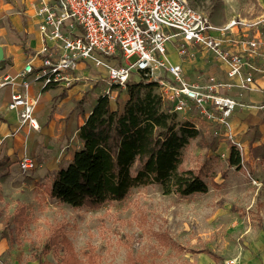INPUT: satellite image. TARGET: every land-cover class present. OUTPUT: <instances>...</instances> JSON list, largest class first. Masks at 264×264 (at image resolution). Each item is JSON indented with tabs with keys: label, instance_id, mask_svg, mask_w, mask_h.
<instances>
[{
	"label": "rangeland",
	"instance_id": "obj_1",
	"mask_svg": "<svg viewBox=\"0 0 264 264\" xmlns=\"http://www.w3.org/2000/svg\"><path fill=\"white\" fill-rule=\"evenodd\" d=\"M40 1L0 0V44L5 51L0 69L13 49L29 57L41 48ZM190 1L218 25L239 13L252 23L251 29L264 30V0ZM39 35L37 49L30 44ZM170 57L181 61L176 48ZM217 62L200 50L196 58L184 61L185 75L190 80L201 77ZM80 63L86 65L78 72L80 80L70 87L51 88L45 104L40 99L35 114L42 128H21L26 131L24 144L32 140L23 154L34 156L37 167L26 172L18 159L0 160V231L4 229L10 242L7 255L22 264H208L213 253L219 264L241 261L244 246L255 235L250 227L264 216V141L257 131L246 145L235 132L233 138L223 135L216 122L194 108L178 111L181 121L194 120L200 131L184 147L181 168L200 171L209 185L207 192L164 193L154 182L131 187L122 200L81 207L49 194L54 172L81 147L79 126L98 97L111 89L112 106L119 110L128 98L127 86L110 85L106 65L96 66L93 59ZM1 76L0 71L3 81ZM131 76L129 82L142 77L137 70ZM7 85H0V107L7 104ZM234 87L237 84L230 88ZM238 88L243 96L252 91ZM255 139L261 142L254 145ZM232 145L240 148L241 167L228 161Z\"/></svg>",
	"mask_w": 264,
	"mask_h": 264
},
{
	"label": "built area",
	"instance_id": "obj_2",
	"mask_svg": "<svg viewBox=\"0 0 264 264\" xmlns=\"http://www.w3.org/2000/svg\"><path fill=\"white\" fill-rule=\"evenodd\" d=\"M37 11L43 18V44L37 52L42 55L41 63L35 66L33 60L26 62L17 74L26 90H15L8 102L10 109L18 111L20 127L41 129L35 114L40 94L28 93L31 84L39 82L41 91L50 85L70 87L80 80L76 70L82 59H93L96 66L106 65L111 86L126 87L132 71L137 70L142 75L139 80L157 82L163 102L172 110L194 108L231 138V117L242 103L222 93V88L237 84L260 90L253 84L258 69L253 56L261 54L263 41L234 39L235 29L252 26L239 13L218 25L190 0H41ZM238 40L243 50L233 46ZM175 48L180 62L170 57ZM200 50L227 66L229 81L213 73L193 80L186 77L184 61L196 58ZM234 79L239 81L234 83ZM9 81L7 75L0 85ZM104 94L114 97L111 89ZM18 164L26 172L38 165L27 153ZM226 263L235 264V259Z\"/></svg>",
	"mask_w": 264,
	"mask_h": 264
},
{
	"label": "trees",
	"instance_id": "obj_3",
	"mask_svg": "<svg viewBox=\"0 0 264 264\" xmlns=\"http://www.w3.org/2000/svg\"><path fill=\"white\" fill-rule=\"evenodd\" d=\"M157 87V82L144 79L128 82V98L120 110L107 94L98 97L79 126L81 147L52 176V197L81 207L122 200L131 187L154 182L164 193L183 196L209 190L200 171L181 168L183 149L199 129L189 120L181 121ZM228 161L241 167L236 145L231 146Z\"/></svg>",
	"mask_w": 264,
	"mask_h": 264
},
{
	"label": "crops",
	"instance_id": "obj_4",
	"mask_svg": "<svg viewBox=\"0 0 264 264\" xmlns=\"http://www.w3.org/2000/svg\"><path fill=\"white\" fill-rule=\"evenodd\" d=\"M233 37L234 39L236 38L239 40L258 38L263 41L261 54L253 56V62L258 68L253 76V84L259 87L260 90H252L251 92H248L247 94H245V96H243V94L239 91L238 85L233 89L228 87H225L224 89L222 88L226 94L235 97L242 103V105H238V108L236 106L235 110L233 111L231 124L235 134L239 136L246 145L249 144L252 137L256 135V131L261 134L260 138H262V140L264 141V30H255V28L251 29L248 27H243L239 28V30L235 29ZM238 41L235 42L233 46L236 45V49L243 50V45L240 41ZM30 45H33L38 49L41 46L40 35L35 38H31ZM200 56H203V54ZM32 58L34 65L37 66L41 63L42 55L32 54L28 57V53H26V51L21 50L20 48L13 49L9 60L7 61L5 66H1L0 69L2 79H4V77H6L7 75L10 79V81L7 83L8 85L5 87V90H3L7 95V104L6 106L5 104H2V106L0 107V115L2 117L0 121V160L5 156L7 158H10L12 162L16 161L23 155L26 145H28L29 147L32 141L30 140L29 143L28 140L27 144H24L26 141V131L21 129L22 127H20V118L18 115V111L10 109L8 107V102L10 100L12 92L22 89L20 86L22 77H17V74L21 70H23L26 62H28ZM217 61L218 62L216 63V65L211 66L210 70L203 71L200 78H203L209 73H213L220 80L229 81L230 78L227 74V66L219 60ZM85 66L86 65L84 63H79L76 73L78 74V72ZM11 78H15V80L12 82ZM238 81V79L233 80L234 83ZM35 83H38V85H34ZM59 86L61 85H56L52 88L55 89ZM53 89L50 88L41 91L40 83L33 82L28 88V93L32 96L40 94V99L42 103H44V101L48 98L49 91ZM38 105L36 107L35 113L38 110ZM190 121L195 123L194 120ZM260 142L261 141H259V139H255L253 144L255 145ZM260 222L261 223L259 225L255 227H253L252 225L250 227V231H252V233H255V235L249 242H247V245L244 246V258L241 261L237 259L236 264H264V216L263 220ZM3 230L4 229L0 231V264H22L19 259H12L7 255V252L10 249V242L7 235H4L2 233ZM216 256L217 254L213 253V257L210 258L208 264H219L215 260Z\"/></svg>",
	"mask_w": 264,
	"mask_h": 264
},
{
	"label": "water",
	"instance_id": "obj_5",
	"mask_svg": "<svg viewBox=\"0 0 264 264\" xmlns=\"http://www.w3.org/2000/svg\"><path fill=\"white\" fill-rule=\"evenodd\" d=\"M4 57H5L4 47L0 44V62L4 59Z\"/></svg>",
	"mask_w": 264,
	"mask_h": 264
}]
</instances>
